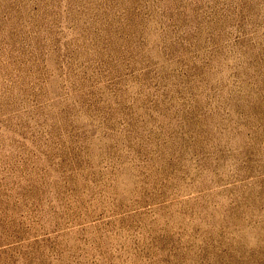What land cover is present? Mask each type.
<instances>
[{
  "label": "rangeland",
  "instance_id": "rangeland-1",
  "mask_svg": "<svg viewBox=\"0 0 264 264\" xmlns=\"http://www.w3.org/2000/svg\"><path fill=\"white\" fill-rule=\"evenodd\" d=\"M0 264H264V0H0Z\"/></svg>",
  "mask_w": 264,
  "mask_h": 264
}]
</instances>
